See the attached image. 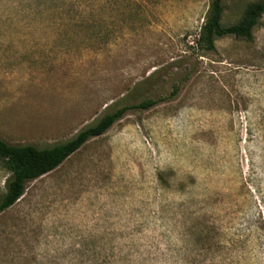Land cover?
Returning a JSON list of instances; mask_svg holds the SVG:
<instances>
[{
    "label": "rangeland",
    "instance_id": "374dc122",
    "mask_svg": "<svg viewBox=\"0 0 264 264\" xmlns=\"http://www.w3.org/2000/svg\"><path fill=\"white\" fill-rule=\"evenodd\" d=\"M258 0H222L236 24ZM210 0H0V138L104 134L0 213V264H264V14L198 42ZM0 154V196L9 173Z\"/></svg>",
    "mask_w": 264,
    "mask_h": 264
},
{
    "label": "trees",
    "instance_id": "16d2710c",
    "mask_svg": "<svg viewBox=\"0 0 264 264\" xmlns=\"http://www.w3.org/2000/svg\"><path fill=\"white\" fill-rule=\"evenodd\" d=\"M222 0H210L208 16L199 33L198 42L207 50L214 48L216 39L233 36L250 41L252 32L264 14V0L249 3L240 20L223 26ZM155 101H142L137 105L122 106L102 116L95 124L81 129L68 141L47 148L33 145H11L0 138V154L5 157L4 168L9 173L4 192L0 196V213L11 207L23 195L25 185L57 168L89 139L104 134L129 109H148Z\"/></svg>",
    "mask_w": 264,
    "mask_h": 264
}]
</instances>
